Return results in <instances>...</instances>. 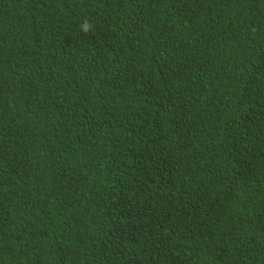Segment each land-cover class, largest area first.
Listing matches in <instances>:
<instances>
[{
    "label": "trees",
    "instance_id": "trees-1",
    "mask_svg": "<svg viewBox=\"0 0 264 264\" xmlns=\"http://www.w3.org/2000/svg\"><path fill=\"white\" fill-rule=\"evenodd\" d=\"M0 264H264V0H0Z\"/></svg>",
    "mask_w": 264,
    "mask_h": 264
},
{
    "label": "clouds",
    "instance_id": "clouds-1",
    "mask_svg": "<svg viewBox=\"0 0 264 264\" xmlns=\"http://www.w3.org/2000/svg\"><path fill=\"white\" fill-rule=\"evenodd\" d=\"M93 28V25L88 22V21H84L82 24H81V30L87 34L89 31H91Z\"/></svg>",
    "mask_w": 264,
    "mask_h": 264
}]
</instances>
